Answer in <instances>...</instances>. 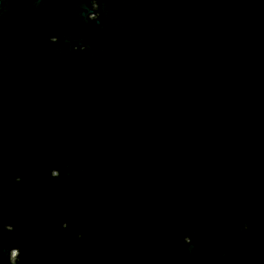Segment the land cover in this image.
<instances>
[{
	"label": "water",
	"instance_id": "obj_1",
	"mask_svg": "<svg viewBox=\"0 0 264 264\" xmlns=\"http://www.w3.org/2000/svg\"><path fill=\"white\" fill-rule=\"evenodd\" d=\"M0 264H264V0H0Z\"/></svg>",
	"mask_w": 264,
	"mask_h": 264
}]
</instances>
